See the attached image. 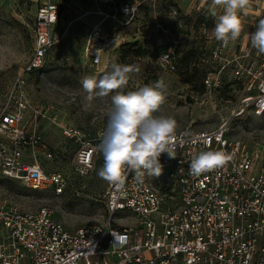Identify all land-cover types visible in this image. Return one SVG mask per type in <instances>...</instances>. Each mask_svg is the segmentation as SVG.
I'll use <instances>...</instances> for the list:
<instances>
[{
  "label": "built area",
  "instance_id": "obj_1",
  "mask_svg": "<svg viewBox=\"0 0 264 264\" xmlns=\"http://www.w3.org/2000/svg\"><path fill=\"white\" fill-rule=\"evenodd\" d=\"M98 6L102 18L88 34L85 59L93 67L103 65L107 53L119 46L115 33L105 32V23L126 27L138 16L145 1L131 4L118 0H85ZM203 6V5H202ZM197 8L198 11L201 7ZM214 11L213 5H208ZM264 0H251L247 13L256 20ZM59 7L40 6L34 22V48L25 74L40 73L51 50L63 36L55 33ZM181 29L179 12L171 10ZM243 16V14H242ZM157 28L173 37L169 51L158 58L160 66L176 71L175 50L182 36L166 30L154 10ZM203 33L214 39L202 24ZM249 34L223 45L214 39L207 63L216 64L203 80L206 90L216 91L225 75L247 93L243 110L264 113V54L251 47ZM8 104L0 112V175L20 181L30 190L52 189L61 195L67 180L61 172L48 171L39 155L52 158L39 133L40 119L51 118L48 110L34 106L28 98L24 76L14 82ZM75 146L74 170L88 174L99 154L100 139L83 130L61 126ZM222 124L213 131L177 132L174 159L162 154L159 176L145 173L137 178L127 173L123 185L109 183L103 198L106 220L97 225L68 229L43 208L35 213L0 194V264H264V147L231 140ZM221 150L232 156L223 167L193 176L192 158L201 151Z\"/></svg>",
  "mask_w": 264,
  "mask_h": 264
},
{
  "label": "rangeland",
  "instance_id": "obj_2",
  "mask_svg": "<svg viewBox=\"0 0 264 264\" xmlns=\"http://www.w3.org/2000/svg\"><path fill=\"white\" fill-rule=\"evenodd\" d=\"M118 1L124 4L145 2L128 26L105 23V32L120 36L119 46L107 53L103 65L96 68L85 59L84 47L88 34L102 19L97 14V5L85 0H0V112L8 104L14 82L20 75L24 76L29 100L34 106L48 110L47 115L51 118L40 119L38 130L53 157L39 155V162L50 172H61L67 180L66 189L57 195L50 188L30 190L20 181L0 175V194L24 212L35 213L43 208L51 210L53 219L70 230L106 220L107 205L103 195L109 183L97 175L103 165L100 152L88 174L80 175L74 170L75 146L63 135L61 126L75 127L100 139L107 127L110 96L97 97L89 102L81 81L85 76L99 77L110 71L113 63L139 68L138 72L130 74L128 85L123 89L125 93L159 79L165 81V101L154 115L173 117L178 124L177 132H208L226 124L231 140L248 147L256 143L264 147V113L257 115L250 107L240 114L247 93L231 71L224 76L223 85L216 91L210 92L202 85L209 69L217 67L207 63L214 39L205 37L202 27L205 24L212 36L216 17L212 14L214 11L207 9L209 3L212 5L211 0H173L172 5L166 0ZM49 3L59 7L55 33L63 39L51 50L42 72L25 74L34 48L36 13L40 6ZM213 8L217 15L222 11L219 7ZM172 9L179 12L178 19L183 22L181 29L171 15ZM154 10L160 13V22L166 30L182 36V44L174 51L175 54L178 52L174 72L161 67L158 61L161 54L172 48L173 37L157 28L152 20ZM187 10H191L189 15H185ZM252 18L249 13L242 16L241 36L249 34L255 24L264 19V10L257 11L256 20Z\"/></svg>",
  "mask_w": 264,
  "mask_h": 264
},
{
  "label": "clouds",
  "instance_id": "obj_3",
  "mask_svg": "<svg viewBox=\"0 0 264 264\" xmlns=\"http://www.w3.org/2000/svg\"><path fill=\"white\" fill-rule=\"evenodd\" d=\"M213 7L221 8L216 17L212 36L223 45L235 42L242 33V14L247 15L251 0H211ZM250 36L251 47L264 54V19L255 24ZM138 72L136 66L113 63L111 70L97 77L88 75L81 84L86 99L110 96V108L107 114V127L97 146L103 156V165L97 175L102 180L123 185L127 173H135L137 178L145 173L159 176L163 165L162 154L174 159L177 141V121L166 115H154L159 112L165 101L167 85L163 79L146 84L135 91L124 92L130 74ZM232 156L221 150L201 151L195 155L189 165V173L199 176L225 166Z\"/></svg>",
  "mask_w": 264,
  "mask_h": 264
},
{
  "label": "trees",
  "instance_id": "obj_4",
  "mask_svg": "<svg viewBox=\"0 0 264 264\" xmlns=\"http://www.w3.org/2000/svg\"><path fill=\"white\" fill-rule=\"evenodd\" d=\"M166 1H168L171 5H172V2H173V0H166ZM199 19V18H198ZM201 19V18H200ZM201 22V21H200ZM177 52V51H176ZM178 53V52H177ZM177 53L174 55L175 56V63H176V55H177ZM156 55L157 54H155V57H156ZM159 58V57H158ZM203 83V82H202ZM203 85V84H202Z\"/></svg>",
  "mask_w": 264,
  "mask_h": 264
},
{
  "label": "crops",
  "instance_id": "obj_5",
  "mask_svg": "<svg viewBox=\"0 0 264 264\" xmlns=\"http://www.w3.org/2000/svg\"><path fill=\"white\" fill-rule=\"evenodd\" d=\"M191 13V10L185 11V15H189ZM170 20V18H168Z\"/></svg>",
  "mask_w": 264,
  "mask_h": 264
}]
</instances>
